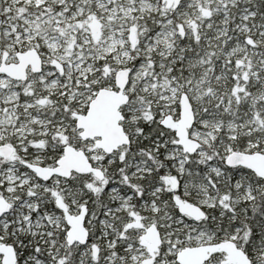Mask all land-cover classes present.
Masks as SVG:
<instances>
[{
	"label": "snow or ice",
	"instance_id": "obj_1",
	"mask_svg": "<svg viewBox=\"0 0 264 264\" xmlns=\"http://www.w3.org/2000/svg\"><path fill=\"white\" fill-rule=\"evenodd\" d=\"M0 264H264V0H0Z\"/></svg>",
	"mask_w": 264,
	"mask_h": 264
}]
</instances>
